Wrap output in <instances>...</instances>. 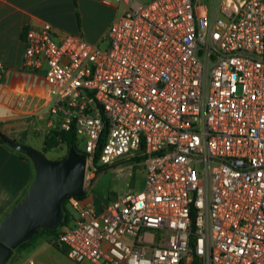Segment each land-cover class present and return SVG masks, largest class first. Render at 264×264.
<instances>
[{
	"label": "built area",
	"instance_id": "built-area-1",
	"mask_svg": "<svg viewBox=\"0 0 264 264\" xmlns=\"http://www.w3.org/2000/svg\"><path fill=\"white\" fill-rule=\"evenodd\" d=\"M118 1L105 49L49 23L24 28L23 67L51 85L48 133L75 129L86 182L98 148L99 165L144 168L143 190L101 208L71 196L58 243L77 263L264 264V0L210 13Z\"/></svg>",
	"mask_w": 264,
	"mask_h": 264
},
{
	"label": "crops",
	"instance_id": "crops-1",
	"mask_svg": "<svg viewBox=\"0 0 264 264\" xmlns=\"http://www.w3.org/2000/svg\"><path fill=\"white\" fill-rule=\"evenodd\" d=\"M194 1L204 13L217 6V0ZM119 9L118 0H0V62L5 66L0 85L2 135L42 150L50 124H57L50 111L51 85L44 73L23 67L25 26L49 23L57 34L80 35L98 45L107 41L111 25L123 13ZM34 176L32 161L0 143V221L24 197ZM69 261L73 260L67 247L55 238L42 237L21 252L14 250L6 264ZM85 262L90 260L80 264Z\"/></svg>",
	"mask_w": 264,
	"mask_h": 264
},
{
	"label": "water",
	"instance_id": "water-1",
	"mask_svg": "<svg viewBox=\"0 0 264 264\" xmlns=\"http://www.w3.org/2000/svg\"><path fill=\"white\" fill-rule=\"evenodd\" d=\"M0 141L25 154L33 163L35 176L24 197L0 221V264H6L14 250L32 239L42 227L56 229L68 195H87V156L70 147L63 159H51L43 150L0 136Z\"/></svg>",
	"mask_w": 264,
	"mask_h": 264
},
{
	"label": "rangeland",
	"instance_id": "rangeland-1",
	"mask_svg": "<svg viewBox=\"0 0 264 264\" xmlns=\"http://www.w3.org/2000/svg\"><path fill=\"white\" fill-rule=\"evenodd\" d=\"M118 3L120 5L119 11L122 13L125 10V5L119 1ZM97 46L101 49H105L108 43L105 41ZM80 148H84L83 142L80 144ZM67 153V147H61L57 150L53 149L49 151L47 156L51 159H57ZM97 169L98 171L94 174L93 179L86 182L85 188L87 190L86 200L99 208L104 206L108 200L112 199L117 193H124L125 190L130 189H134L135 191L144 189L145 175L143 165H135L133 160H121L115 163V167L102 165L100 168L97 167ZM90 262L82 264H94ZM69 264L77 263L69 261Z\"/></svg>",
	"mask_w": 264,
	"mask_h": 264
},
{
	"label": "trees",
	"instance_id": "trees-1",
	"mask_svg": "<svg viewBox=\"0 0 264 264\" xmlns=\"http://www.w3.org/2000/svg\"><path fill=\"white\" fill-rule=\"evenodd\" d=\"M0 136H2V134L0 133ZM83 140L77 135V132L75 131V129H72L70 131H50L49 133L46 134L45 137V142H44V147H43V152H45V154L47 155L49 151L53 150V149H59L61 147H67V150H69L70 147H74L75 150L79 153V154H83L86 155V152L84 150V148H80V144H82ZM0 143H2L0 141ZM101 152V148H98L95 155H94V164L100 168L102 165H99V155ZM22 156L28 160H30L25 154L21 153ZM67 156V154L62 155L61 157H58L57 159H63ZM143 158H135L136 161H140ZM133 160V159H132ZM131 160V161H132ZM31 161V160H30ZM106 166V165H104ZM108 167H115V164L112 165H107ZM98 171V169H97ZM72 195H68L65 200L62 203V208L64 211V217L63 220L60 224V226L56 229H49L46 227H42L39 228L35 234V236L22 243L21 245H19L15 251L16 252H21L22 250L26 249L27 247H30L35 241H37L39 238L42 237H52L57 239L58 234L60 233V231L64 230L67 227H70L73 224V220H74V215L73 212L71 211V209L69 208L68 205V200ZM87 196L82 197V199H86ZM110 200V199H109ZM190 264H198L197 259H193L191 261Z\"/></svg>",
	"mask_w": 264,
	"mask_h": 264
}]
</instances>
